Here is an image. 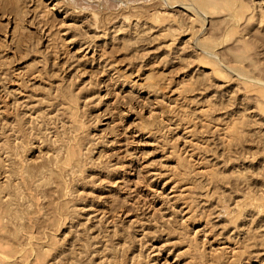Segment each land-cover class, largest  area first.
I'll return each mask as SVG.
<instances>
[{"label":"rangeland","instance_id":"obj_1","mask_svg":"<svg viewBox=\"0 0 264 264\" xmlns=\"http://www.w3.org/2000/svg\"><path fill=\"white\" fill-rule=\"evenodd\" d=\"M0 264H264V0H0Z\"/></svg>","mask_w":264,"mask_h":264},{"label":"bare ground","instance_id":"obj_2","mask_svg":"<svg viewBox=\"0 0 264 264\" xmlns=\"http://www.w3.org/2000/svg\"><path fill=\"white\" fill-rule=\"evenodd\" d=\"M122 17V16H121ZM121 17H119V18H121ZM93 18V17H92ZM91 19V18H90ZM122 20H123V18H122ZM122 20H120V21H122ZM88 21V20H87ZM92 22H93V20H91ZM90 23V22H89ZM94 24V23H93ZM91 25V24H90ZM95 29V28H94ZM156 101V100H155ZM22 102V101H21ZM24 102V101H23ZM156 103H158V101L156 102ZM189 132V131H188ZM188 132H186V133H188ZM137 133V132H136ZM184 133V132H183ZM133 134V133H132ZM135 134V133H134ZM134 136H136V135H134ZM188 136V135H187ZM186 136V137H187ZM138 141V140H137ZM136 141V142H137ZM135 142V141H134ZM185 142V141H184ZM187 142V141H186ZM189 142V141H188ZM187 142V143H188ZM135 144V143H134ZM150 144V143H149ZM136 145V144H135ZM192 147V146H191ZM189 148V147H188ZM197 152V151H196ZM195 153V152H194ZM200 164V163H199ZM145 166V165H144ZM121 167V166H120ZM146 167V166H145ZM147 171V172H146ZM145 172H146V174H147V177H148V179L147 180H149L148 182H150V181H154V182H156V181H158V179H160L161 178V173H156L155 171L154 172H148V170H146ZM158 171V170H157ZM202 172V171H201ZM143 173H144V171H143ZM145 174V173H144ZM165 180H166V178H165ZM170 183V182H169ZM167 184V181H164L163 183H162V186L160 187V191H161V193H159L160 194V200H161V202H160V204H162V203H165L164 205H166V204H171V206L180 198V196H181V194H178L176 191H174L175 190V187L174 186H172L171 188H169V186H168V188H169V191L167 192V193H165V185ZM176 184V183H175ZM180 184V183H179ZM178 184V185H179ZM173 185V184H172ZM183 188V187H182ZM184 188H185V186H184ZM183 190V189H182ZM179 191V190H178ZM181 191V190H180ZM181 202V201H180ZM159 204V205H160ZM184 204V203H183ZM158 205V206H159ZM163 206V205H162ZM182 207V206H181ZM179 208V207H178ZM188 208V207H187ZM180 209V208H179ZM179 212V211H178ZM182 212V211H181ZM161 214V213H160ZM184 214V213H183ZM94 215V214H93ZM89 216V215H88ZM87 216V218L86 219H94L95 218V216H91V217H88ZM187 222H188V220H187ZM209 228V227H208ZM198 232H201L203 235H204V233H205V230H204V227L203 228H201V229H199L198 230ZM194 233H197V231L195 230V232ZM209 233V232H208ZM213 243H214V241H213ZM161 247V246H160ZM155 249H157V248H155ZM161 249V248H160ZM159 250V249H158ZM156 251V250H155ZM156 253V252H155ZM157 253H159V251L157 252Z\"/></svg>","mask_w":264,"mask_h":264}]
</instances>
